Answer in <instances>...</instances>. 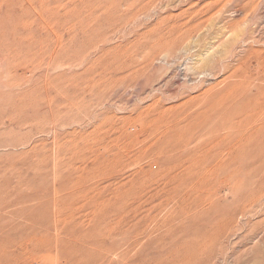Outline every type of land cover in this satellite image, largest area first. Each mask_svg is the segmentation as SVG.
<instances>
[{"label":"rangeland","instance_id":"obj_1","mask_svg":"<svg viewBox=\"0 0 264 264\" xmlns=\"http://www.w3.org/2000/svg\"><path fill=\"white\" fill-rule=\"evenodd\" d=\"M0 264H264V0H0Z\"/></svg>","mask_w":264,"mask_h":264},{"label":"bare ground","instance_id":"obj_2","mask_svg":"<svg viewBox=\"0 0 264 264\" xmlns=\"http://www.w3.org/2000/svg\"><path fill=\"white\" fill-rule=\"evenodd\" d=\"M244 22H245V21H244ZM244 22H243V23H244ZM243 23H242V24H243ZM245 23H247V22H245ZM242 24H241V25H242ZM241 25H240V26H241ZM245 26H246V24H245ZM241 27H242V26H241ZM243 28H244V26H243ZM237 29H238V28H237ZM240 29H242V28H239V29H238V30H239L238 33H240L241 31H244L243 29L240 31ZM228 30H229V29H228ZM226 31H227V30H226ZM249 31H250V30H249ZM228 32H229V31H228ZM231 33H233V31L230 30V35L228 34V36L231 37V36H232ZM234 33H235V31H234ZM238 33H237V31H236V35L234 34V36H235L236 38H237V36H238ZM242 33H243V32H242ZM241 35H242V34H241ZM241 35H239V37H240ZM224 36H225V34H224ZM234 36H232L233 39L237 41V39H236ZM230 37H228V38H230ZM228 38L225 40V42L220 43V44H223V45H224V43H226V42H227V43H229V42L231 43V41H229ZM231 39H232V38H231ZM231 39H230V40H231ZM227 40H228L229 42H228ZM234 40H232V41H234ZM220 44H219V45H220ZM232 45H233V43H232ZM220 46H222V45H220ZM206 52H209V50L206 51ZM198 54H199V53H198ZM202 54H204V53H202ZM219 54H220V53H219ZM199 55H200V54H199ZM199 55L197 56L198 59L195 61V63H198V62H199V63H203V64H201V65H202V67H204V68L207 67V66H209V67H211V69H212V67H214L213 63H214V61H215V59H216V58H215V59H214V58L212 59V57H214V55L210 58V60H209V59L207 60V58H209V57H207V58H204V57H203V58L206 59L207 61H205V60H203V59L201 58L203 55H202V56H201V55L199 56ZM206 55L208 56L207 53H206ZM209 55H211V54H209ZM219 59H220V56H219L218 60L216 59L217 62L219 61ZM221 59H223V58H221ZM215 62H216V61H215ZM220 62H221V61H220ZM199 63H198V64H199ZM218 63H219V62H218ZM193 64H194V63H193ZM193 64H192L191 66H193ZM214 64H215V63H214ZM194 65H196V64H194ZM211 65H212V66H211ZM216 65H217V64H216ZM216 65H215V67H216ZM188 66H189V65H188ZM199 66H200V64H199ZM199 66H198V67H199ZM198 67H197V68H198ZM200 67H201V66H200ZM209 67H207V68H209ZM194 68H196V67H194ZM204 68H203V69H204ZM207 68H205V69L207 70ZM192 69H193V68H192ZM199 69H200L201 72H202V68H199ZM209 69H210V68H209ZM203 72H205V71H203ZM205 73H206V72H205Z\"/></svg>","mask_w":264,"mask_h":264}]
</instances>
